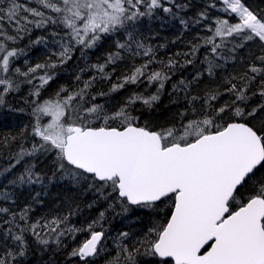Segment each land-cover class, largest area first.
<instances>
[{
	"label": "trees",
	"instance_id": "obj_1",
	"mask_svg": "<svg viewBox=\"0 0 264 264\" xmlns=\"http://www.w3.org/2000/svg\"><path fill=\"white\" fill-rule=\"evenodd\" d=\"M55 2L59 3V0ZM242 2L259 17H264V0ZM17 3L37 8L46 16L58 19L57 13L35 0H17ZM162 3L171 11L165 13L162 8L153 9L151 15L129 21L110 34H102L91 48H84L74 41L67 43L68 29L59 23L49 22L43 27L27 24V30L21 31L15 18L11 21L0 19V31L4 34L0 35V43L6 48L0 57L7 51L16 53L9 57L7 72L13 90L5 93L3 103H0V208L8 209L0 212V258L8 264H85V261L87 264H109L116 261L118 254L120 264H129L122 252L124 247L129 251L139 249V252H133L135 264H164V260L148 254L149 245L141 242L154 240L155 235L150 234L149 229L167 223L173 206L171 201L158 202L151 207L130 206L125 199L118 198L111 187H102L93 176L73 169L65 161L66 167L61 169L55 149L36 151L16 163L21 147L31 151L33 145L43 143L32 134L36 123L32 114L34 101L65 98L90 81L84 101L77 99L76 103H82L83 108L100 105L102 115L108 116L123 109L133 126L146 127L158 133L170 128L183 131V125L190 120H203L206 115L215 117L216 110L228 104L231 108L215 118V125L246 123L264 135V107H261L264 96L260 95L264 75H257L250 83L245 90L246 100L236 101V96L227 91L232 84L241 87L243 81L240 77L245 73L256 75L249 71L250 66L264 67L258 59L264 55V43L258 38L245 42L240 37L214 35L217 19H227L232 24L238 22L234 15L223 11L226 7L223 0H162ZM0 7H7L4 0H0ZM139 10L146 12L147 8L140 5ZM20 15L28 16L29 20L39 19L23 10ZM6 36L14 39H6ZM208 38H211V43H206ZM222 40L223 46L213 54L212 46L221 44ZM69 43L72 46L70 58L61 63L59 54ZM138 43L144 47L138 49ZM118 44L126 47L118 48ZM149 48L152 53L144 56L143 52ZM109 56H113L112 62H109ZM145 64L147 67L142 69V74H137L135 83L126 81L125 78L133 75L136 68ZM36 65L44 67L29 72ZM98 65H104L103 72L94 67ZM13 70L16 74L12 73ZM153 73H160L161 78L150 81ZM3 75L6 73L0 77L5 78ZM42 76H50L51 79L41 87ZM4 87L0 85V92ZM62 88L67 91L57 97ZM37 90L38 95L35 94ZM213 93L217 94L216 99H208L206 104L205 100ZM152 96L158 98L151 100ZM145 100L150 103H144ZM233 101H236L234 105ZM235 107L244 110L243 117L233 115ZM253 109H257L256 114L248 116ZM108 123L111 127L123 126L119 120ZM102 124L103 120H98L91 126ZM210 130L215 131L216 127ZM29 166H34L33 175H39L40 181L12 183ZM77 172L81 175H74ZM253 179H264V168H260ZM254 190L253 180H248L239 187L237 199L246 203ZM238 207L239 204L234 203L232 211ZM25 210V219H21ZM101 212L104 213L102 218ZM53 220L59 221L58 226L51 225L58 227V232L43 227ZM37 222L36 231L40 239L48 241L47 244L40 243L32 233L31 226ZM9 228L12 235H20L22 229H28L23 232L26 241L23 249L12 235L7 234ZM93 231L103 234L97 252L84 260L71 255L90 238ZM59 232L63 234L58 235ZM122 233H127V237ZM21 250L24 251L23 256L19 255ZM9 252L12 256L7 255Z\"/></svg>",
	"mask_w": 264,
	"mask_h": 264
},
{
	"label": "snow or ice",
	"instance_id": "obj_2",
	"mask_svg": "<svg viewBox=\"0 0 264 264\" xmlns=\"http://www.w3.org/2000/svg\"><path fill=\"white\" fill-rule=\"evenodd\" d=\"M4 2L7 7H0V19L7 18L11 21L15 18L18 30L26 31L27 24L43 27L49 22L59 23L68 29L66 35L69 41L84 48L93 47L102 34H110L123 28L129 21L151 15L153 9L162 8L165 13L171 11L164 6L162 0H59V3L54 0H35L42 7L57 13V19L46 16L37 8L18 4L17 0ZM223 4L226 5L223 11L234 15L238 22L232 24L227 19H217L215 36L240 37L245 42L258 38L264 43V17L251 11L242 0H223ZM140 5H145L147 11H140ZM21 10L39 19L29 20L28 16L20 15ZM201 16L204 14L201 13ZM21 20L24 21L23 24L20 23ZM0 35H4L2 31ZM6 39L14 37L6 36ZM211 42V38L206 40V43ZM222 46L223 40L221 44H214L212 53L217 54ZM117 47L126 46L118 44ZM143 47L142 44H137L138 49ZM5 51V45L0 43V53ZM71 51V43L63 46V51L59 54L61 63L70 58ZM195 51L194 47L193 53ZM151 53L152 49L149 48L143 55L149 56ZM15 55V51H7L6 55L0 57V67L4 73L9 71V57ZM258 59L264 64V55ZM112 61L113 56H109V62ZM42 67L44 65H36L29 72ZM94 67H98L101 72L104 70V65ZM146 67L145 64L136 68L133 75L125 78L126 81L135 83L137 74H142V69ZM16 71L20 72L19 69ZM249 71L256 75L249 76L245 73L240 77L243 81L241 87L232 84L227 89L236 96V101L248 99L245 90L257 75H264V67L252 65ZM209 72L211 73V66ZM22 75L27 76L28 73ZM160 78V73H153L149 80ZM40 79L42 87L51 77L42 76ZM0 85H5L0 92V103H3L4 94L13 90L12 81L0 77ZM90 86L91 82L88 81L78 92L70 93L65 98L45 100L43 103L33 102L35 107L32 114L36 123L32 134L43 143L33 145L31 151L21 147L16 163L32 156L36 151L55 149L61 169L66 167V161L74 169L91 174L101 182L102 187H111L118 198L126 199L131 205L151 207L156 202L171 201L173 206L167 223L149 229V233L155 235L154 240L145 239L141 242L149 245L148 254L168 258L164 264H264V179H253L256 172L264 168V135L246 123L215 125V118L231 108L228 104L216 110L215 117L206 115L203 120H190L183 125V131L176 128L159 133L150 131L146 127L133 126L131 118L123 109L108 116L102 115L100 105L83 108L82 103H76L77 99L84 101L86 90ZM65 91L67 90L62 88L56 96L60 97ZM35 94L38 95L39 90ZM260 95L264 96V81H261ZM216 97L217 94L213 93L205 103ZM157 98L152 96L150 99ZM144 103L150 102L145 100ZM256 112L257 109H253L247 115L253 116ZM233 115L243 117L244 110L235 107ZM44 116L51 117L49 123L41 124ZM98 120H103L101 126H91L92 122ZM115 120H119L123 126H109L108 122ZM213 126L216 127L215 131L210 130ZM49 144L51 147H48ZM33 167H26L18 180L12 183L39 182L41 178L33 175ZM74 175L79 176L81 173ZM248 180H253L255 190L245 203L237 199L238 186L243 187ZM234 203L239 204V207L232 211ZM7 211L6 208H0V212ZM26 211L21 219H25ZM100 216L102 218L104 213L101 212ZM52 224L58 226L59 221L53 220L43 227L49 228L51 232H58V227L53 228ZM38 226V222L31 226L32 233L40 243L47 244V240L40 239V234L36 231ZM27 230L22 229L20 235H12L9 228L7 234L12 235V239L23 249L26 244L23 232ZM102 235L101 232L93 231L90 238L78 249H74L71 255L79 256L81 260L92 256L97 252V243ZM121 235L127 237L128 234ZM206 245L207 250L202 251ZM122 252L129 264H135L133 252H139L138 248L129 251L124 247ZM7 255L12 256V253ZM19 255L23 256L24 251L21 250ZM0 264L8 262L0 258ZM109 264H120L119 254L116 261Z\"/></svg>",
	"mask_w": 264,
	"mask_h": 264
},
{
	"label": "rangeland",
	"instance_id": "obj_3",
	"mask_svg": "<svg viewBox=\"0 0 264 264\" xmlns=\"http://www.w3.org/2000/svg\"><path fill=\"white\" fill-rule=\"evenodd\" d=\"M56 0H54V2H55ZM57 35H59V34H57ZM66 42L68 43L69 42V38L68 37H66ZM15 73L16 74V71H12V73ZM4 72H3V70H2V67H0V74H3ZM5 74V73H4ZM5 78H7V73H6V75H3ZM49 101H52V100H49ZM44 101H42L41 102V100H39V102L38 103H43ZM42 119H44L43 121H42V123L41 124H47V123H49L50 122V120H51V117L50 116H44ZM62 119V118H61Z\"/></svg>",
	"mask_w": 264,
	"mask_h": 264
},
{
	"label": "water",
	"instance_id": "obj_4",
	"mask_svg": "<svg viewBox=\"0 0 264 264\" xmlns=\"http://www.w3.org/2000/svg\"><path fill=\"white\" fill-rule=\"evenodd\" d=\"M66 162V161H65ZM67 163V162H66ZM70 167H72L73 168V166H71V165H69ZM77 170H79V169H77ZM79 171H81L82 172V170H79ZM85 174H87V173H85ZM87 175H90V176H92L91 174H87ZM98 181V180H97ZM238 188H239V186H238ZM126 200V199H125ZM127 202V201H126ZM128 203V202H127ZM156 203H158V202H156ZM128 205H130V206H138V205H131L130 203H128ZM170 216H171V214H170ZM170 218V217H169ZM101 239H102V237H101ZM101 239H100V241H101ZM100 241H98V243H97V246H98V244L100 243ZM94 255V254H93ZM92 255V256H93ZM92 256H89V257H86V258H90V257H92ZM157 258H159L160 260H166V259H168V258H161V257H159V256H156ZM86 258H84V259H86Z\"/></svg>",
	"mask_w": 264,
	"mask_h": 264
},
{
	"label": "flooded vegetation",
	"instance_id": "obj_5",
	"mask_svg": "<svg viewBox=\"0 0 264 264\" xmlns=\"http://www.w3.org/2000/svg\"><path fill=\"white\" fill-rule=\"evenodd\" d=\"M207 248H208V246L206 245V246H205V249H204V250H202V251H206V250H207Z\"/></svg>",
	"mask_w": 264,
	"mask_h": 264
}]
</instances>
